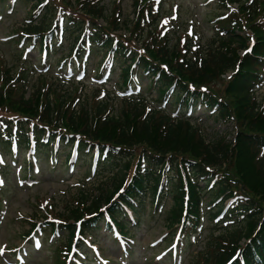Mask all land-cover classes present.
Listing matches in <instances>:
<instances>
[{
	"label": "trees",
	"instance_id": "16d2710c",
	"mask_svg": "<svg viewBox=\"0 0 264 264\" xmlns=\"http://www.w3.org/2000/svg\"><path fill=\"white\" fill-rule=\"evenodd\" d=\"M3 1L0 0V5ZM234 1L237 2V9L229 14L231 24L222 28L225 35L213 34L212 39L204 43L205 46L198 43L193 54L190 53L191 42L188 38L185 52L179 49L176 31L170 30L163 37L158 35L157 16L151 12L149 19L142 22L140 18L143 12L139 10L134 22L125 23L121 14L114 17V10H110V24L104 28L103 40L97 48H107L111 43L109 32L125 26V33L116 35L119 49L124 46L122 38L128 41L133 39L135 48L137 44L142 45V52L127 56L134 60L135 67L131 70L129 66L123 67L124 62L119 61L123 79L121 87L127 85L132 71L142 70L146 76L152 77L149 84L157 93L156 100L142 94L139 97H116L107 93L98 98L95 92L88 96L82 90L78 91L77 86L63 87L45 75H41L33 84L31 94L26 96L24 64L18 69L15 66L14 72L10 67H2L0 118L5 123L0 125V147L8 148L11 138H16L21 147H26L30 143V136L38 146L44 145L42 142L48 146L58 136L64 146L77 141L78 153H90L96 147L101 156L97 162L98 168L104 170L100 182L96 187L79 191L75 202L67 206L66 213L57 215L64 222L60 227L64 226L69 232L67 243L62 247H68L76 226L80 225L82 236L92 231V226L104 213L118 220L116 216L121 214L120 205L131 207L139 219L143 212V199L149 194L147 192L152 197L163 171L161 169L167 163L177 173V181L170 184L169 194L173 205L167 210V226L178 223L186 211L190 223L196 224L199 200L206 201L202 195L204 193L209 201L206 205L234 192H241L246 197L244 203L228 208V216L240 219L233 225L226 222L230 220L227 217L214 222L203 249L191 253L188 264H221L230 260H233V264H241L239 254L245 264L262 263L264 107H261L262 103L256 100L253 92L264 65V20H261L264 17V0ZM22 2L25 5L32 3L35 11L37 4L43 1ZM58 7L70 12V15L63 14L64 38L68 45L60 51L62 61H65L73 48L72 43L77 42L83 32L85 18L93 21L96 15H102L103 9L99 1L93 0H47L45 5L40 6L41 13L38 12L37 17H33V14L27 17V22L18 29L25 34L43 36L44 31L52 29L53 24L57 26L55 16ZM75 9L82 13L80 17H74ZM243 28L248 30L245 34L237 33ZM145 31L148 32L146 35ZM250 36L254 38L252 51L243 56L238 52L235 54L236 50L247 45ZM234 43L236 45L232 46ZM119 53L124 55L120 50ZM160 65H165L169 72L160 69ZM159 70L160 74L154 79L153 75ZM226 71L232 74L219 91L215 89L217 79ZM173 84L174 90L168 99L170 109L174 108L176 102L186 104L189 98L199 97V86L205 85L207 93L202 95L205 103L209 107L216 106V119L230 123L233 138L218 135L207 139L201 127L190 120L191 117H174L166 109L153 105V102H161ZM189 84L194 86V91L189 89ZM13 121L16 122L14 134L11 131ZM29 124L32 125L29 127ZM143 159L146 163L141 167ZM127 176L131 179L129 184ZM200 179L206 183L212 179L210 189L207 190V186L202 189L198 187ZM184 181L187 191L183 189ZM186 192L190 199L187 208L183 206ZM116 195L117 200H114ZM103 206L105 212L101 211ZM218 213L216 210L207 213L210 223ZM86 214L92 216L84 217ZM29 222L31 228L36 226V223ZM190 223L184 226L188 227ZM117 224L123 231L128 229L126 223L120 221ZM242 240L247 241L244 247L240 246ZM62 247H58L60 261L65 256Z\"/></svg>",
	"mask_w": 264,
	"mask_h": 264
},
{
	"label": "rangeland",
	"instance_id": "374dc122",
	"mask_svg": "<svg viewBox=\"0 0 264 264\" xmlns=\"http://www.w3.org/2000/svg\"><path fill=\"white\" fill-rule=\"evenodd\" d=\"M105 1L109 2L111 6L112 0ZM140 1L142 4H147L146 0H120L119 4L116 2L114 3L120 8L122 19L125 23H131L132 18H135L137 15L136 9ZM159 1V3L155 0L154 2L152 1V5L155 3L156 5L159 4L161 7L170 9V11L163 15L164 19H162V21L170 23L171 18H174L176 21L186 23L185 25L188 27L193 23L194 28L197 29L199 33V37H202V46H205L204 43L208 40L210 41V38L212 39L211 34L218 30L216 27H212L211 23H208L210 21H207V16H209V13L212 11L211 9H213L215 0ZM21 4V2H18L10 14L2 15L0 19V41L8 40L7 35H11V33L15 32V29L21 24L23 18L28 16V6H22ZM214 14H216L215 17H221L224 13L216 11ZM261 20H264V17H262ZM13 44V42H8L0 46V71L2 70V66L6 65L7 67H11L13 70L12 72H14L16 71L15 66H19L20 62L23 61L24 57H18L12 49ZM235 45V43L232 44V46ZM237 52H239V50H236L235 54H237ZM22 55H24V53ZM28 56L29 67L32 69L34 67V59L38 56V51L32 50L28 52ZM24 59L26 60V58ZM228 72L229 71H226L219 79L216 78L217 85L215 89H219V91L222 90L221 88L227 79L226 75ZM146 82L145 80L143 84ZM86 90L88 89L86 88ZM257 93L259 95H261V93L264 94V79L261 81ZM195 115L199 117V120H203L202 129L207 139L218 135H226L224 133L230 130V128H228L229 124L210 118L208 116L209 114L201 109H199ZM210 115L212 114L210 113ZM227 136L230 137V135ZM63 158V154L59 155V157L54 160L55 164L53 165L42 162L40 158L42 163L37 165V168L34 170L35 175L32 179H26L25 177L22 179L18 178L17 175L20 173V170L17 165L19 164L11 169L13 172L11 171L12 173L9 175L7 182H5L4 191H1L0 194V208H2L0 212V249L4 247L3 244L11 246L19 243L20 233L26 231L28 228V223L24 218H28V216H39L38 210L40 208L39 205H36L37 199H43L45 206L52 208L55 212H64L65 207L75 201V197L79 194V191L93 188L100 182L104 171L87 174L85 172L87 166L83 161H79L74 167H70L68 172H63L64 166L61 165ZM18 160H20V158H18ZM172 202L173 200L168 197L164 205L165 208L172 205ZM166 223L167 221L163 219V217L161 218V213L159 212H156L155 215H145L141 220L139 228L134 230L136 245L131 249L132 255L125 259H122L121 251L118 249V246L113 243V238L110 237V235L108 237L105 236L107 233L104 230H99L98 234H96L97 242L95 245L98 250L100 249L99 252L101 255L108 260L107 264H173L171 258H167L165 262L164 260L150 261L146 259L151 249V243L160 236H163L165 231H169L170 227H167ZM202 223L204 238L202 236L198 242L192 245L190 249H193V251L202 248L206 236L212 230V226H207V220H203ZM113 244L114 250H111ZM30 250H32V248L27 249V261H25L24 264H58L57 254L48 242H44L41 251L38 253L31 252ZM0 256H3L2 259L0 258V264H13L12 260H14V258L11 256L9 259L6 254ZM181 264H185V260L182 261Z\"/></svg>",
	"mask_w": 264,
	"mask_h": 264
},
{
	"label": "snow or ice",
	"instance_id": "6c2138e0",
	"mask_svg": "<svg viewBox=\"0 0 264 264\" xmlns=\"http://www.w3.org/2000/svg\"><path fill=\"white\" fill-rule=\"evenodd\" d=\"M0 162H2V161H0ZM0 183H3L2 181H0Z\"/></svg>",
	"mask_w": 264,
	"mask_h": 264
}]
</instances>
